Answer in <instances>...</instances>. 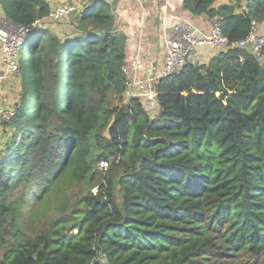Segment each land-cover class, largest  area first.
I'll return each mask as SVG.
<instances>
[{
	"label": "trees",
	"instance_id": "16d2710c",
	"mask_svg": "<svg viewBox=\"0 0 264 264\" xmlns=\"http://www.w3.org/2000/svg\"><path fill=\"white\" fill-rule=\"evenodd\" d=\"M253 2L247 14L214 0L185 6L218 14L235 42L264 17V0ZM0 5L22 26L51 8ZM74 19L68 40L38 28L20 52L0 156V264H264V47L186 62L156 86L153 116L127 95L112 5Z\"/></svg>",
	"mask_w": 264,
	"mask_h": 264
},
{
	"label": "crops",
	"instance_id": "0c3cea01",
	"mask_svg": "<svg viewBox=\"0 0 264 264\" xmlns=\"http://www.w3.org/2000/svg\"><path fill=\"white\" fill-rule=\"evenodd\" d=\"M47 1L51 7L60 3L69 2V0ZM105 1L109 2L114 10L116 30L126 36V65L129 71L128 78L132 80L147 74L157 73L162 68L165 58V48L162 40L164 30L171 29L175 24L180 23L183 18L191 20L204 32H207L211 26L212 15L207 13L194 14L186 8V0ZM98 2L99 0H93V3ZM253 3V0H214L213 7L219 8L222 5H228L232 6L235 14H247L248 12L251 13ZM0 12L4 13L1 5ZM77 14H73L72 17L70 16L68 18L69 20L60 26L54 28V25L50 29L61 38L70 34L74 35L76 30L74 17ZM215 16L220 18L218 14ZM255 18L258 22L257 33L264 36L263 13L259 12ZM70 19H72V22ZM215 54V51L207 49L195 54L196 60L194 57L192 58L195 62L207 64ZM5 73L6 70L1 59L0 41V76ZM137 93L136 88L132 84L128 85V96H137ZM19 94V76L8 74L6 79L0 83V102L4 107L10 109L16 108V104L19 101ZM8 130L9 127H5L4 121L0 118V139L6 137L5 132ZM6 141L1 143L0 140V156L6 150Z\"/></svg>",
	"mask_w": 264,
	"mask_h": 264
},
{
	"label": "built area",
	"instance_id": "2783aa9c",
	"mask_svg": "<svg viewBox=\"0 0 264 264\" xmlns=\"http://www.w3.org/2000/svg\"><path fill=\"white\" fill-rule=\"evenodd\" d=\"M90 6L91 0H69V2L52 6L47 15L38 18L29 26L17 25L5 13L0 12L1 59L6 70V73L0 76V83L6 79L8 74L13 76L19 74L20 52L26 39L31 37L38 28L48 29L73 14L85 11ZM257 26V20H253L250 34L242 40L231 42L222 32L219 17L211 18V26L207 32L202 31L191 20L183 18L180 23L162 33L165 48L162 68L157 73L147 74L132 80L128 78L129 71L125 65L123 70L129 81L128 85L132 84L136 88L137 96H141L144 100L145 110L155 116L158 111L156 86L163 77L179 72L186 62H195V54L207 49L217 53L230 47H241L250 48L257 56L262 57L264 36L257 33ZM15 113L16 108L4 107L0 102V118L4 122H10ZM107 165L106 162L101 163V166L107 167ZM89 264H107V261L103 256H100Z\"/></svg>",
	"mask_w": 264,
	"mask_h": 264
},
{
	"label": "rangeland",
	"instance_id": "374dc122",
	"mask_svg": "<svg viewBox=\"0 0 264 264\" xmlns=\"http://www.w3.org/2000/svg\"><path fill=\"white\" fill-rule=\"evenodd\" d=\"M93 3V0L91 1V4ZM94 4V3H93ZM93 4L89 7V8H91L92 6H93ZM71 17H72V15H71ZM67 20H69L68 18L67 19H64V20H62V21H60V22H57L56 24H54L55 25V27L54 28H56V27H58V26H60L61 24H63V23H65V21H67ZM71 20V22H72V19H70ZM69 24V23H68ZM70 26V25H69ZM52 27V26H51ZM46 29V28H45ZM69 29H71V27H69ZM73 35H66V36H63V39L64 40H68L69 38H71ZM23 49H27V47H26V45L25 46H23ZM67 57V52H65L64 51V58H66ZM66 64V63H65ZM66 70V72H67V68L65 69ZM19 75V74H18ZM18 75H17V77H18ZM19 97H20V95H19ZM116 101V103H118V100H115ZM10 134H11V130L9 129L8 131H6L5 132V135H6V137H4L3 139L1 138L0 140H1V143H4L5 141H6V139H8L9 138V136H10ZM94 190V192H96L97 191V187L96 188H94L93 189Z\"/></svg>",
	"mask_w": 264,
	"mask_h": 264
}]
</instances>
